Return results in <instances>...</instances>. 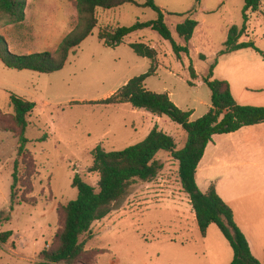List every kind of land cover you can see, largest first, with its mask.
<instances>
[{"label": "rangeland", "instance_id": "374dc122", "mask_svg": "<svg viewBox=\"0 0 264 264\" xmlns=\"http://www.w3.org/2000/svg\"><path fill=\"white\" fill-rule=\"evenodd\" d=\"M154 1L175 42L189 49L180 59L172 44L151 29L131 34L125 43H145L156 50L154 60L139 57L127 45L109 48L99 39L102 31L157 20V13L143 6L144 0H136L137 4L114 10L98 9V26L59 72L16 71L0 61V212L12 216L10 222L0 225V234L13 232L10 241L0 245V264H41V252L56 247L63 207L78 197L74 177L79 175L98 188L99 174L90 172L97 147L107 152L123 150L141 143L155 127L173 137L178 150L185 146L187 133L168 117L160 118L130 104L101 103L131 79L153 69L146 88L170 95L181 110L195 111L196 120L207 114V105H211V90L204 79L214 66L212 79L229 81L237 102L264 107V57L254 49L221 54L231 28L244 27V0ZM22 13L20 23L0 19V34L11 51L23 55L54 52L79 24L76 0H24ZM188 17L196 20L198 27L187 44L176 28ZM249 17L241 42H254L264 52V2L260 11L250 12ZM191 66L196 79L191 76ZM12 95L37 104L27 118L26 132V149L37 171L27 178L19 159L18 197L23 195L29 202L11 211L20 146ZM157 159L164 164L159 175L151 182L134 184L124 198L106 209L105 218L93 224L91 239L82 237L86 252L76 264H231L233 249L219 227L211 225L203 237L192 217L194 210L179 179V163L166 152H160ZM242 159L235 161L244 162ZM207 170L203 167L198 176L204 192L210 188L211 172ZM223 174L220 185L237 196L246 195L241 204L251 210L250 216H256L257 211L264 214V175L252 166L233 167ZM28 180L33 192L24 195L22 184ZM254 192L256 195L251 194Z\"/></svg>", "mask_w": 264, "mask_h": 264}, {"label": "trees", "instance_id": "16d2710c", "mask_svg": "<svg viewBox=\"0 0 264 264\" xmlns=\"http://www.w3.org/2000/svg\"><path fill=\"white\" fill-rule=\"evenodd\" d=\"M144 7L152 9L158 18L151 22H138L130 27H118L115 30L102 31L99 39L108 47H116L131 34L145 29L157 32L164 40L172 44L174 52L188 53V47L179 45L173 39L165 16L154 0H144ZM200 3V0H197ZM264 0H244V27H232L225 42V50L221 53L231 54L243 49H254L264 57V52L257 49L254 42H241L246 35L249 13L260 11ZM126 4H137L136 0H76L79 15L78 26L67 35L54 52L35 54H18L10 50L5 36L0 34V61L8 68L16 71H32L40 74H52L64 69L70 55L98 26L97 10H114ZM24 0H0V19H8L12 23H20ZM198 27V22L188 17L176 28L177 34L189 43ZM132 50L139 56L154 60L155 49L145 43H133ZM148 73L131 79L118 93L103 100L105 105L130 104L134 109H142L160 118L168 117L179 124L187 133L185 146L177 149L173 137L155 127L139 144L120 151H105L102 147L94 150V161L91 173L99 174L98 188L83 181L79 175L73 179V187L78 190V197L63 207V226L57 238V245L52 250H43L40 254L41 264H76L84 255L85 241L82 237H92V226L107 216L106 209L118 202L129 189L138 182H151L164 169V164L157 159L160 152L170 153L179 163V179L182 189L188 195L195 212L196 220L203 237H206L211 225H217L225 238L230 242L234 258L231 264H262L253 255L248 240L237 225L234 211L217 193L214 186L203 192L196 180L197 169L202 161L206 148L216 135L232 134L244 127L264 124V107L244 106L236 102L232 94L231 84L226 80H213L214 66L204 83L211 90V108L207 114L192 120L191 111H183L175 105L167 94L154 93L146 88V80L152 75ZM191 76L196 79L197 73L190 67ZM14 119L17 125L20 146L18 160L13 173L11 187V204L14 206L28 203L25 196L18 197L21 177H18L19 159L30 179L37 171L35 160L30 156L26 145L27 120L37 104L24 100L16 95L11 96ZM25 194L33 192L30 180L22 184ZM11 212H0V225L11 221ZM13 232L0 234V245L7 244Z\"/></svg>", "mask_w": 264, "mask_h": 264}, {"label": "crops", "instance_id": "0c3cea01", "mask_svg": "<svg viewBox=\"0 0 264 264\" xmlns=\"http://www.w3.org/2000/svg\"><path fill=\"white\" fill-rule=\"evenodd\" d=\"M126 38L121 45L109 48L120 49L125 45L130 47V44L125 43ZM237 103L240 104L239 102ZM207 107L209 111L211 105H207ZM191 112L193 113L191 119L194 120L195 111ZM224 136L227 138H223V135H216L213 137V141L206 148L204 157L197 169L196 180L198 183V176L203 167H206V169H208L207 171L211 172V177L208 179V186H214L219 196L231 206L234 211L235 221L246 236L253 255L264 264V214L262 213L259 215L257 211L256 216H250L251 210H247L245 207L246 205L244 206L241 204V200L244 199L246 195L237 196L234 192L230 190L227 191L220 185L221 179L223 176H226L223 174V171L233 167L252 166L256 172L264 175V157L262 156L264 147V124L244 127L235 133L226 134ZM228 141H230L231 144L227 143ZM236 153L240 155L238 159L234 157ZM239 158H243L242 160H244V162L235 161L239 160ZM219 171H222L220 174L223 175H218ZM255 174L257 173H254V175ZM255 193L256 192L251 194L256 195ZM191 213L192 217L196 220L195 212L191 211ZM232 260L233 259H231L230 262H232Z\"/></svg>", "mask_w": 264, "mask_h": 264}]
</instances>
